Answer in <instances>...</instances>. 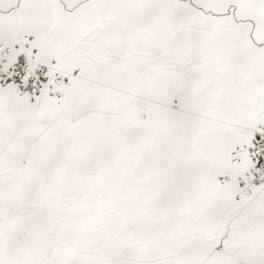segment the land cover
Wrapping results in <instances>:
<instances>
[{"label":"snow or ice","instance_id":"6c2138e0","mask_svg":"<svg viewBox=\"0 0 264 264\" xmlns=\"http://www.w3.org/2000/svg\"><path fill=\"white\" fill-rule=\"evenodd\" d=\"M0 264H264V0H0Z\"/></svg>","mask_w":264,"mask_h":264}]
</instances>
